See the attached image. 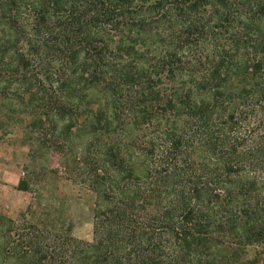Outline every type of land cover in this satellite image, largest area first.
Returning a JSON list of instances; mask_svg holds the SVG:
<instances>
[{
	"label": "trees",
	"instance_id": "16d2710c",
	"mask_svg": "<svg viewBox=\"0 0 264 264\" xmlns=\"http://www.w3.org/2000/svg\"><path fill=\"white\" fill-rule=\"evenodd\" d=\"M2 115L87 132L95 208L0 213V264H264V0H0Z\"/></svg>",
	"mask_w": 264,
	"mask_h": 264
},
{
	"label": "rangeland",
	"instance_id": "374dc122",
	"mask_svg": "<svg viewBox=\"0 0 264 264\" xmlns=\"http://www.w3.org/2000/svg\"><path fill=\"white\" fill-rule=\"evenodd\" d=\"M5 111H3V115ZM0 117V213L17 219L33 207L37 219L44 211L60 210L73 227L76 239L91 243L95 196L84 187L74 155L86 148L88 134L72 130L66 137L65 154L46 150L44 141L29 135L23 125L8 127ZM75 153V154H74ZM27 190L23 189V186Z\"/></svg>",
	"mask_w": 264,
	"mask_h": 264
}]
</instances>
